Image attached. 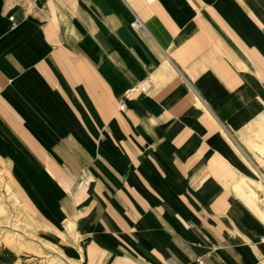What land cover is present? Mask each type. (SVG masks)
Returning a JSON list of instances; mask_svg holds the SVG:
<instances>
[{
    "label": "crops",
    "instance_id": "0c3cea01",
    "mask_svg": "<svg viewBox=\"0 0 264 264\" xmlns=\"http://www.w3.org/2000/svg\"><path fill=\"white\" fill-rule=\"evenodd\" d=\"M262 130L264 0H0V210L17 191L82 264H264L224 136L264 171Z\"/></svg>",
    "mask_w": 264,
    "mask_h": 264
},
{
    "label": "rangeland",
    "instance_id": "374dc122",
    "mask_svg": "<svg viewBox=\"0 0 264 264\" xmlns=\"http://www.w3.org/2000/svg\"><path fill=\"white\" fill-rule=\"evenodd\" d=\"M227 142L232 147H235L228 137ZM254 142L258 143L259 148H264V130L252 139V144ZM259 180L262 182L260 178ZM262 184L264 185L263 182ZM15 194L12 195V202L10 203L13 212H7L6 204H1L2 209L0 210V216L4 215V217L0 219V250L4 249L5 251L3 252H6L5 254L10 253L16 255L17 263L15 264H82V259H79L82 257L83 252H78L77 250L72 249V245L64 246V243L68 242V240L61 238L55 232L48 233L49 231L46 229L48 232L41 235L44 239H55L59 245V249L52 247V244L54 243H52L51 246H47V244L35 237L40 231L43 232V229H45L42 228L44 224L40 222L38 218L29 215L22 201V197L17 191H15ZM112 209L114 213L113 216H116L112 220L113 227H118V230H120V225L122 224V219L119 216L120 209L115 203L113 204ZM97 214L96 210L94 215L96 216ZM99 219L101 221L103 220L101 218ZM67 226L68 223L64 225V235L68 239H73L75 236L69 232L71 229ZM64 235L62 234V236ZM60 247L62 249H60ZM2 255L5 256L4 254ZM9 256L10 255H8V257ZM120 258L122 261L120 259L114 260L110 253L91 248L87 250V259L84 264H134L130 258ZM3 264L9 263L4 261Z\"/></svg>",
    "mask_w": 264,
    "mask_h": 264
},
{
    "label": "bare ground",
    "instance_id": "6f19581e",
    "mask_svg": "<svg viewBox=\"0 0 264 264\" xmlns=\"http://www.w3.org/2000/svg\"><path fill=\"white\" fill-rule=\"evenodd\" d=\"M224 136H225V139L227 140L226 134H224ZM245 144L247 145L248 150H250L252 152V155L255 158V160L258 162V164L262 168H264V148H259V145L256 142H254L252 144L251 140L250 141H245ZM233 148L235 149L237 154L240 156V158L244 162L245 166H247L249 172L248 171H246V172L245 171H241V179L236 183V185L234 184L235 186H232V187L236 191V193L239 196V198H241L243 200L244 204L252 212H254L262 220V222L264 223V185L259 180V178H260L259 172L256 171L249 164V162L245 159L243 154L237 148H235V147H233ZM232 165H233L234 168H236L235 163L233 164V162H232ZM223 178H225V177H223ZM225 180H226V178H225ZM74 223L75 222H73L72 220L68 221V225L71 226V227L74 226ZM47 232L48 231L46 229H43V232L40 231L38 233V235L37 234L35 235V237H37L38 239L43 241L45 244H47V246H51V244L54 243V244H52V247H54V248L56 247L57 249H59V245L57 244L55 239H49L48 240V239H44L42 237V235L44 233H47ZM60 249H62V248L60 247ZM76 259H79V258H76ZM81 259H82V261L84 260V255L83 254H82V257L79 260H81ZM261 262H263V260Z\"/></svg>",
    "mask_w": 264,
    "mask_h": 264
},
{
    "label": "built area",
    "instance_id": "2783aa9c",
    "mask_svg": "<svg viewBox=\"0 0 264 264\" xmlns=\"http://www.w3.org/2000/svg\"><path fill=\"white\" fill-rule=\"evenodd\" d=\"M132 26L137 28V27H141L142 26V22L139 18H135L134 21L132 22ZM147 89L146 86H140L139 90L141 91H145ZM136 92V90H130L129 92H127V94L125 95V97L121 100L120 102V109L121 110H125L126 107H127V104H126V99L127 98H130L131 96L134 95V93ZM259 176H260V179L262 180V182L264 183V171H259ZM199 264H205L203 261H198Z\"/></svg>",
    "mask_w": 264,
    "mask_h": 264
}]
</instances>
